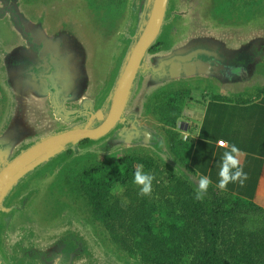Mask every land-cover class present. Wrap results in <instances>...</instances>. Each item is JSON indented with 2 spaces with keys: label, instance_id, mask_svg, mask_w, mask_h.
Instances as JSON below:
<instances>
[{
  "label": "rangeland",
  "instance_id": "obj_1",
  "mask_svg": "<svg viewBox=\"0 0 264 264\" xmlns=\"http://www.w3.org/2000/svg\"><path fill=\"white\" fill-rule=\"evenodd\" d=\"M145 1L0 0V139L10 134L8 127L13 126L12 114L17 105L24 107L26 113L28 103L32 102L31 96L24 92L16 95L8 86L11 81L4 68L3 57L5 52L23 41L24 30L20 28L21 21L16 19L14 24L5 9H12V5H16L23 21L41 23L53 37L62 32L65 37L72 35L76 39L78 47L84 49V55L88 58L85 60L88 73L85 76L84 98L90 101L93 110H97L114 85L136 33ZM208 37L224 42L230 49L247 43H260V47H250L255 52L251 58L248 54L240 57V65L245 68L242 72L246 73V77H237L238 84L233 85H221L220 81L203 74L161 80L158 83H154L151 78L141 77L127 115L136 116L140 125L156 137L151 138L150 142L141 141L143 139L127 140L118 135L121 130L118 127V130L97 141L82 142L68 148L28 174L9 194L4 203L8 210L0 212V259L3 264H39L30 257L54 245L55 241L69 232L81 239L86 250V254L79 258L80 264H144L132 252H136V239L130 222L133 221V212L126 211L108 225L98 221L85 206L82 194L76 190L80 172L109 158L135 154L153 160L155 169L149 173L153 177L152 190L147 195L152 202L164 204L167 196L158 187L169 181L185 182L197 193L200 178L192 175L180 163L174 150L172 132H176L180 139H186L184 125L180 119L173 129L163 123L160 111H154L152 101L156 99L153 95L163 89H188L191 94L192 88H205L203 91H207L210 97L224 96L236 100H250L264 94V0H170L166 24L147 60L152 64V59L156 61L165 57L195 38ZM254 57L259 59L256 61ZM247 64L248 67L244 66ZM84 101L68 105L75 106V110H82V107L88 106ZM36 108V113L44 116L41 127L30 133L16 134L17 143L8 150L10 159L40 138L84 123L82 116L69 123L61 119L56 122L46 100L39 102ZM172 176L175 180L171 179ZM213 192V195H218L220 191L216 189ZM210 194L208 191L203 194L209 204L214 198ZM254 202L264 209V198ZM177 213L184 212L178 208ZM243 217L245 220L241 221ZM213 218L207 221L208 227L219 230L227 242L235 236V232H257L264 225V217L255 213L220 218L214 212ZM189 223L184 229L189 231V236L182 245L195 251L212 246L211 241L206 239L201 223L196 219ZM221 239L216 245L219 249H226L229 245Z\"/></svg>",
  "mask_w": 264,
  "mask_h": 264
},
{
  "label": "trees",
  "instance_id": "obj_2",
  "mask_svg": "<svg viewBox=\"0 0 264 264\" xmlns=\"http://www.w3.org/2000/svg\"><path fill=\"white\" fill-rule=\"evenodd\" d=\"M160 92L153 95L156 100H151L155 105L154 111H160L163 123L173 129L190 97V90L163 89ZM173 133L174 150L180 163L201 179L189 164L193 147L191 139L183 140L176 132ZM90 141L85 140L83 143ZM153 169L155 167L151 158L135 154L109 158L81 170L76 190L82 194L85 206L92 215L105 225L126 211L133 212V221L130 222L134 229L136 252H132L144 264H264V225L257 232H235V236L227 242L219 230L209 228L207 222L214 219V212L220 218L249 213L264 217V209L252 197L246 198L231 189H218L210 183L206 190L210 195L216 189L220 192L213 195L209 204L205 197L197 199V193L189 184L169 181L158 187L167 198L164 204H157L149 200L147 195L141 194L143 186L135 182L137 171L149 175ZM178 208L184 213H177ZM205 218L208 219L205 221ZM192 219L200 222L202 229H205L206 239L212 243L209 248L195 251L182 245L189 236V231L184 230L185 226H189ZM240 220L244 221L245 218ZM179 227L182 228L179 230ZM219 238L228 243L226 249L217 247Z\"/></svg>",
  "mask_w": 264,
  "mask_h": 264
},
{
  "label": "flooded vegetation",
  "instance_id": "obj_3",
  "mask_svg": "<svg viewBox=\"0 0 264 264\" xmlns=\"http://www.w3.org/2000/svg\"><path fill=\"white\" fill-rule=\"evenodd\" d=\"M146 4L147 0L145 1V5ZM12 6V9L7 8L8 10L5 9V11L10 15L14 24L16 19L21 21L20 28L24 30V32H22L23 41L11 51L5 52L3 57L4 68L9 74V81H11L8 86L13 89L16 95L17 93L24 92L31 96L32 102L28 103L26 113L24 107L17 105V108L12 114L13 126L8 127L10 134L0 139L1 151H8L14 147L18 140L16 134L26 133V131L30 133L37 131V129L41 127L40 122L44 116L41 115L42 113H36V107L39 102L48 101L53 115L55 116L54 120L59 122L58 120L61 119L64 123L72 122L75 118L80 117L76 111H81V109L75 110V106H69L70 103H76L79 102V100L83 102V100H85L84 104L88 106L82 107V111L89 112V109L92 108L90 101H86L84 98V91L86 89L85 76L86 73H88L87 63L85 64L87 55H84V49L78 47L77 41L72 35L65 37L64 34L60 32L57 36L53 37L54 35L51 36L45 31L41 23L33 24L29 21H23L21 13L16 9V5ZM4 8L6 7L4 6ZM254 46L260 47V43H247L239 48L230 49L224 42L217 41L210 37L195 38L185 43L182 48L172 51L165 57L158 58L156 61L152 59V64L149 63L148 60L147 63L149 67L158 68L165 60L174 59L176 56L189 57L190 55V60L201 58L204 59V61L214 63V65L217 64V73L210 72L209 76L220 81L221 85H233L235 83L238 84L236 82L237 77H246V73L242 72L245 71V68L240 65V57H244V55L248 54L249 58H251L255 52H253L250 47ZM152 49L153 47L150 51ZM201 50L209 52L210 57L201 54ZM254 59L257 61L259 58L254 57ZM244 66L248 67V64ZM84 69L85 74L83 73ZM225 70L226 74L220 75L221 73L219 72ZM145 77L151 78L154 83H158L162 80L159 77H157L158 79L155 78L151 72ZM56 86L58 91L60 90L58 93L60 97L59 103L64 105L66 112L69 113L70 119L68 120H65V111L63 113V118L58 117L56 114L52 97V93L56 91ZM64 96L68 99L65 98L64 100ZM82 117L83 121L86 122L87 116ZM81 124H83V122L75 126ZM28 129L30 131H28ZM131 131L132 128L130 129V123H128L124 131V139L129 140L133 137L132 140H135L134 137L137 135L133 134L130 136ZM4 159L6 161L11 160L8 156L4 157ZM84 254H86V250L84 249L81 239L77 235H74L73 232H69L55 241L54 245L46 247L44 251H37L35 255L30 258L39 264H80L78 263L79 258L80 256H84Z\"/></svg>",
  "mask_w": 264,
  "mask_h": 264
},
{
  "label": "water",
  "instance_id": "obj_4",
  "mask_svg": "<svg viewBox=\"0 0 264 264\" xmlns=\"http://www.w3.org/2000/svg\"><path fill=\"white\" fill-rule=\"evenodd\" d=\"M169 1L147 0L146 7L139 16L136 33L132 37L114 85L105 102L97 110L91 108L89 112L76 111L80 116H87L86 122L42 138L10 161L4 159L8 156V151L0 150V212L8 210L4 203L9 194L28 174L72 146L85 140L97 141L118 130V127L121 128L118 135L125 136L124 131L128 123H130V129L132 128L130 136L136 134L137 136L134 137L136 141L143 139L141 141L150 142L151 138L156 137L145 126L139 125L140 122L136 116L127 115L128 107L141 77H145L151 72L155 78L159 77L164 81L202 74L210 75V72L217 73V64L214 65V63L201 58L190 60V55L189 57L176 56L174 59L165 60L158 68L149 67L148 54L166 24ZM200 53L210 57V53L207 51L201 50ZM219 73L224 75L226 70ZM55 89L52 97L56 114L63 118L66 108L59 103L58 93L60 90L58 91L57 86ZM63 98L65 100L66 96ZM65 116V120L70 119L68 112L65 113ZM0 264H3L1 259Z\"/></svg>",
  "mask_w": 264,
  "mask_h": 264
},
{
  "label": "crops",
  "instance_id": "obj_5",
  "mask_svg": "<svg viewBox=\"0 0 264 264\" xmlns=\"http://www.w3.org/2000/svg\"><path fill=\"white\" fill-rule=\"evenodd\" d=\"M203 90L192 88L179 118L184 138H190L193 145L190 167L220 189L223 155L236 145L240 149L236 158L247 178L243 183L239 179L229 182L224 189L259 202L264 198V94L236 100L210 97Z\"/></svg>",
  "mask_w": 264,
  "mask_h": 264
},
{
  "label": "clouds",
  "instance_id": "obj_6",
  "mask_svg": "<svg viewBox=\"0 0 264 264\" xmlns=\"http://www.w3.org/2000/svg\"><path fill=\"white\" fill-rule=\"evenodd\" d=\"M224 142L221 141V144ZM240 149L236 145L230 146V151H226L223 155V162L220 171L221 180L219 182V188L224 189L229 182H235L240 180L243 183V180L247 178V174L244 173L243 169L239 167V161L236 158L239 154ZM235 169L233 172L232 170ZM152 180L153 177L147 174L142 173V171H137L135 174V182L142 185L141 194L148 195L152 190ZM211 180L203 176L199 181V190L197 191L196 198L202 199L204 192H206Z\"/></svg>",
  "mask_w": 264,
  "mask_h": 264
}]
</instances>
